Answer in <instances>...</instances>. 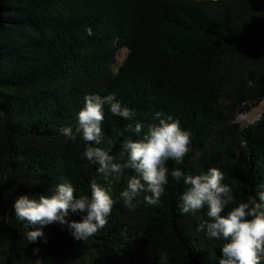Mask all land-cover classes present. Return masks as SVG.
<instances>
[{"label": "trees", "instance_id": "16d2710c", "mask_svg": "<svg viewBox=\"0 0 264 264\" xmlns=\"http://www.w3.org/2000/svg\"><path fill=\"white\" fill-rule=\"evenodd\" d=\"M92 93H115L136 113L127 121L105 107L97 146L116 162L124 139L143 138L118 132L136 122L147 131L164 111L192 133L184 164L169 169L219 168L246 201L264 182V112L246 126L236 117L264 103V0H0V264H156L160 251L169 264H217L223 242L198 230L207 208L180 215L187 186L171 177L160 205L146 207L143 194L134 208L117 202L86 241L58 222L28 241L40 225L15 219L17 198L51 195L65 179L88 195L93 178L107 186L81 160L85 143L60 133ZM125 187L114 185L113 198Z\"/></svg>", "mask_w": 264, "mask_h": 264}, {"label": "clouds", "instance_id": "9594fccd", "mask_svg": "<svg viewBox=\"0 0 264 264\" xmlns=\"http://www.w3.org/2000/svg\"><path fill=\"white\" fill-rule=\"evenodd\" d=\"M92 35L91 29L88 30ZM116 117L132 121L136 117L133 109L123 104L115 93L101 96L88 94L84 98V107L79 111L77 124L65 126L60 133L76 142L79 138L85 143L81 160L95 165L98 179L90 181V195L80 191L71 180H63L54 186L51 195H24L13 204L15 219L29 225H40L37 230L26 233L29 242H35L44 236L43 228L58 222L66 225L70 235L77 241H86L93 237L109 222L114 205L122 201L126 207L134 208L137 198L143 194L145 206H158L161 197L167 192L169 177L179 184L182 180L187 186L179 195L177 208L180 215H195L207 208L208 217L200 226L210 241H222L217 264H264V182L256 186L255 195L246 201L237 202L233 185L224 183L225 174L219 168H209L201 174H185L180 168L167 166L168 161L184 164L191 151L192 133L183 128L179 118L159 111L144 131V125L136 122L118 132H134L143 138H127L121 145V154L126 155L124 162H116L110 148H101L104 141L102 122L105 107ZM111 143V141H109ZM199 155V154H197ZM132 170L133 175H127ZM126 181V187L114 199V185ZM235 205L230 211L225 210ZM79 215V221L67 219L70 215ZM156 264H169L167 251L157 253Z\"/></svg>", "mask_w": 264, "mask_h": 264}, {"label": "rangeland", "instance_id": "374dc122", "mask_svg": "<svg viewBox=\"0 0 264 264\" xmlns=\"http://www.w3.org/2000/svg\"><path fill=\"white\" fill-rule=\"evenodd\" d=\"M124 53H122L120 57V61L124 58ZM264 112V103L259 104L252 110L246 113H239L236 117V122L239 123L241 126H246L249 124H253L261 117L262 113Z\"/></svg>", "mask_w": 264, "mask_h": 264}]
</instances>
